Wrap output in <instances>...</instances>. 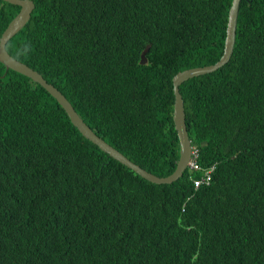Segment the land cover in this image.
Instances as JSON below:
<instances>
[{
    "label": "trees",
    "instance_id": "obj_1",
    "mask_svg": "<svg viewBox=\"0 0 264 264\" xmlns=\"http://www.w3.org/2000/svg\"><path fill=\"white\" fill-rule=\"evenodd\" d=\"M6 43L83 121L158 176L179 156L172 77L215 63L231 0H33ZM19 6L0 0V35ZM142 55L144 61H142ZM195 161L151 183L0 62V264H264V0H241L228 62L179 85Z\"/></svg>",
    "mask_w": 264,
    "mask_h": 264
},
{
    "label": "water",
    "instance_id": "obj_2",
    "mask_svg": "<svg viewBox=\"0 0 264 264\" xmlns=\"http://www.w3.org/2000/svg\"><path fill=\"white\" fill-rule=\"evenodd\" d=\"M3 1L8 2L12 5L19 6L18 12L8 22L6 28L0 35V62L3 63L6 68L19 72L30 78L32 81L41 85L64 109L70 122L85 138L95 144L101 151L107 153L110 157L116 159L118 162L125 165L145 180L155 184H169L173 181H176L182 176L184 170L188 166V162L191 157V141L187 132L184 103L182 95L179 91V85L183 81L194 76L212 72L228 62L232 55L235 44L237 17L241 0H231V4L227 14L223 51L220 58L213 64L195 66L180 70L172 77V89L174 95L172 120L179 143V156L175 169L166 176H158L148 170H145L138 164L132 162L129 158H127L124 154L111 146L109 143H107L83 121V119L76 112L66 96L57 87H55L52 83H49L38 71L34 70L26 63L21 62L20 60H17L12 55H10V53L6 50V43L29 20L31 12L34 8V2L33 0ZM142 61H144L143 55Z\"/></svg>",
    "mask_w": 264,
    "mask_h": 264
},
{
    "label": "built area",
    "instance_id": "obj_3",
    "mask_svg": "<svg viewBox=\"0 0 264 264\" xmlns=\"http://www.w3.org/2000/svg\"><path fill=\"white\" fill-rule=\"evenodd\" d=\"M190 160L188 162L187 168L191 173L200 172L201 175L198 177H194L190 175V179L193 182L194 188L199 187L200 185H208L212 179V174L215 171V164H212L207 167H202L195 161V150L191 147L190 149Z\"/></svg>",
    "mask_w": 264,
    "mask_h": 264
},
{
    "label": "clouds",
    "instance_id": "obj_4",
    "mask_svg": "<svg viewBox=\"0 0 264 264\" xmlns=\"http://www.w3.org/2000/svg\"><path fill=\"white\" fill-rule=\"evenodd\" d=\"M192 147V146H191Z\"/></svg>",
    "mask_w": 264,
    "mask_h": 264
},
{
    "label": "rangeland",
    "instance_id": "obj_5",
    "mask_svg": "<svg viewBox=\"0 0 264 264\" xmlns=\"http://www.w3.org/2000/svg\"><path fill=\"white\" fill-rule=\"evenodd\" d=\"M3 32V31H2Z\"/></svg>",
    "mask_w": 264,
    "mask_h": 264
}]
</instances>
